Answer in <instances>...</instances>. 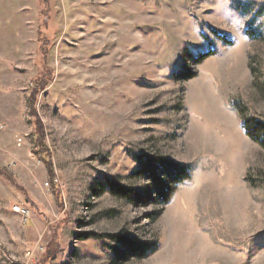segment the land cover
<instances>
[{"label": "rangeland", "instance_id": "1", "mask_svg": "<svg viewBox=\"0 0 264 264\" xmlns=\"http://www.w3.org/2000/svg\"><path fill=\"white\" fill-rule=\"evenodd\" d=\"M49 5L40 137V0H0V171L22 189L0 174V264H264V149L242 129L264 124V0ZM138 156L190 183L161 206Z\"/></svg>", "mask_w": 264, "mask_h": 264}, {"label": "trees", "instance_id": "2", "mask_svg": "<svg viewBox=\"0 0 264 264\" xmlns=\"http://www.w3.org/2000/svg\"><path fill=\"white\" fill-rule=\"evenodd\" d=\"M49 6V0H40V7L42 8V11L40 12L39 17L42 21V24L38 40L39 58L37 60V65H40L39 67L42 69V71L34 81L35 86L29 99V113L31 117H33L34 119L36 118L37 120L36 130L37 134L40 137L43 136L44 133L42 131L43 127L40 123V120H38V96L42 91L47 89L49 82L53 80V73L51 74V71L49 72L48 68L46 67L49 52L54 47V40L56 39L57 34V29H55L51 22L53 14L51 13V9ZM223 40L227 41L226 38ZM203 57H201L200 61L204 60ZM180 72L181 73L176 74L178 78H180V76L182 77V74H184L185 79H191L195 76L190 69L185 67L181 69ZM240 115L243 118V114L241 112ZM242 129L253 142L257 143L264 149V124L253 120L244 119L242 121ZM136 160L140 164L142 172L149 175L154 188L153 192L156 197L161 200V206L163 207L167 206L170 203L171 197L175 191V187L181 184L185 185L190 183L191 166L189 165L164 160L154 163L151 160L145 161L141 156L136 157ZM0 174L4 179L8 180L16 188L22 190L18 186V184L14 183L11 180L12 176L9 173H7L6 171H0ZM172 186L175 187L172 189ZM107 187L114 197L123 199L132 204L137 205L145 198V195L142 192L120 186L119 184L111 180L107 181ZM120 244L124 247L132 249L134 252H136V255L142 254V249H140L136 243L122 240L120 241ZM143 252L145 253V255L140 256V258H146L150 254L151 250H143Z\"/></svg>", "mask_w": 264, "mask_h": 264}, {"label": "built area", "instance_id": "3", "mask_svg": "<svg viewBox=\"0 0 264 264\" xmlns=\"http://www.w3.org/2000/svg\"><path fill=\"white\" fill-rule=\"evenodd\" d=\"M22 143H23V139L18 138V139H17V146H18V147H22Z\"/></svg>", "mask_w": 264, "mask_h": 264}]
</instances>
